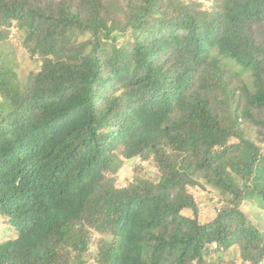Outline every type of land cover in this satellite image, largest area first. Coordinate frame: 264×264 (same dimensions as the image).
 Masks as SVG:
<instances>
[{
	"label": "trees",
	"instance_id": "1",
	"mask_svg": "<svg viewBox=\"0 0 264 264\" xmlns=\"http://www.w3.org/2000/svg\"><path fill=\"white\" fill-rule=\"evenodd\" d=\"M206 1L0 0V264L264 260L241 210H264V0ZM136 158L158 175L118 186ZM198 188L222 204L206 223Z\"/></svg>",
	"mask_w": 264,
	"mask_h": 264
},
{
	"label": "rangeland",
	"instance_id": "2",
	"mask_svg": "<svg viewBox=\"0 0 264 264\" xmlns=\"http://www.w3.org/2000/svg\"><path fill=\"white\" fill-rule=\"evenodd\" d=\"M202 3L207 4L206 0H199ZM19 32L13 27L9 30L8 42L3 46V57L11 56L13 57L14 63L16 64L17 71L19 73L20 79H24L25 76L31 71L36 70L39 66L37 60H33L25 52V50L20 45ZM224 62V61H223ZM231 70L242 74L243 79L246 82H250V72L244 71L245 69L237 65L233 61H228ZM6 109V105H0V110ZM262 153L264 155V145L262 146ZM142 174L147 177L153 178L158 171L154 167L153 163L150 161H143L138 158L129 161H124L118 170L115 181L118 186H126L133 180L134 176L137 174ZM190 193L193 194L194 198L197 200L199 206V220L201 223H206L211 221L218 214L219 206L222 204L217 197L216 192H211L209 190L190 189ZM241 210L247 215V217L257 226V228L264 232V210L259 208L254 200L247 199L241 205ZM264 234H261V236ZM16 233L13 231L11 226L7 223L6 219L0 216V242L14 238ZM210 262L214 264H241V258L236 249H229L225 252H217L215 249L211 251ZM92 264V263H90Z\"/></svg>",
	"mask_w": 264,
	"mask_h": 264
},
{
	"label": "built area",
	"instance_id": "3",
	"mask_svg": "<svg viewBox=\"0 0 264 264\" xmlns=\"http://www.w3.org/2000/svg\"><path fill=\"white\" fill-rule=\"evenodd\" d=\"M256 264H264V260H262V261H259L258 263H256Z\"/></svg>",
	"mask_w": 264,
	"mask_h": 264
}]
</instances>
